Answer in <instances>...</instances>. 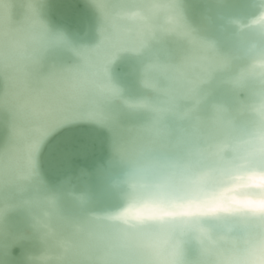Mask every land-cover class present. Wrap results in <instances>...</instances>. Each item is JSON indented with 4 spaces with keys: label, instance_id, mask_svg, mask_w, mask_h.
I'll list each match as a JSON object with an SVG mask.
<instances>
[{
    "label": "water",
    "instance_id": "obj_1",
    "mask_svg": "<svg viewBox=\"0 0 264 264\" xmlns=\"http://www.w3.org/2000/svg\"><path fill=\"white\" fill-rule=\"evenodd\" d=\"M1 1L7 6L11 30L25 29L35 21L43 34L34 50L27 47L22 59L27 94L79 68L80 55L100 44L101 17L92 0ZM180 7L192 34L214 43L220 55L233 54L237 43L253 46L262 30L251 21L262 13L264 0H181ZM194 51L187 40L175 35H158L138 52L116 51L104 66L105 78L118 95L98 100L99 113L94 116L87 114L86 107L56 116L33 151L37 179L0 181V264H32L29 258L48 248L36 223L44 207L42 195L55 194L65 215L80 211L77 198L84 201L87 213H116L126 204L123 181L131 162L153 157L182 161L185 150L207 143L204 139L214 131L210 120L216 109L234 112L247 102V90L233 88L226 73L211 71L189 98L176 99L162 119L134 105L162 104L165 95L160 90L169 80L155 66H181ZM9 66L18 65L0 61V156L18 144L12 127L14 122L22 123L13 98L18 88L9 78ZM117 146L122 158L115 153ZM95 247L91 252L97 253Z\"/></svg>",
    "mask_w": 264,
    "mask_h": 264
},
{
    "label": "clouds",
    "instance_id": "obj_2",
    "mask_svg": "<svg viewBox=\"0 0 264 264\" xmlns=\"http://www.w3.org/2000/svg\"><path fill=\"white\" fill-rule=\"evenodd\" d=\"M92 2L100 13L104 39L110 43L126 45L138 52L158 35H175L199 51L198 60L189 58L182 66L156 69L170 85L184 82L194 86L202 74L219 71L227 74V82L233 88L248 92L247 102L234 112L214 111L211 120L214 134L205 145L187 153L182 162L169 163L163 171H155L157 166L153 162H131L123 181L127 206L153 196L158 192L157 186L165 181L179 186L205 172L214 178L210 184L213 191L233 183L212 171L219 167L213 154L223 148L225 161L238 163L234 157L244 154L249 141L258 142L264 135V30L256 34L253 46L237 43L233 54L220 55L214 43L200 41L192 34L184 21L181 0ZM149 86L155 88V84ZM96 88L101 93L118 95L116 89L105 83H98ZM160 91L167 93L168 89ZM139 107L160 119L168 111L146 101ZM115 153L122 158L120 146ZM37 177L33 147L29 145L21 179L34 181ZM40 200L44 207L36 223L48 248L39 256L30 257L32 264H264V228L245 225L237 217H201L186 222V218H179L165 225L148 224L133 230L109 219L116 213L97 216L83 211L84 201L80 198H77L80 211L72 215L60 211L55 194H44ZM99 243L105 246L100 255L92 257L85 253L87 246Z\"/></svg>",
    "mask_w": 264,
    "mask_h": 264
},
{
    "label": "bare ground",
    "instance_id": "obj_3",
    "mask_svg": "<svg viewBox=\"0 0 264 264\" xmlns=\"http://www.w3.org/2000/svg\"><path fill=\"white\" fill-rule=\"evenodd\" d=\"M6 8L5 3L0 0V33H2L3 39V45L0 47V61L3 64L18 65L9 66L11 69L8 75L12 84L18 88L14 91L13 98L15 100L16 111L22 123L17 125L14 122L12 127L18 144H14L6 154L0 156V181L21 178L24 172V157L27 147L32 145L34 151L38 139L45 133L50 123L56 121L57 115H64L63 113L70 112L72 109L76 112L80 107H86L87 114L91 116L99 113L98 100L111 96L106 92L101 93L96 88L98 83H105L111 86L107 77L105 78V63L112 58L116 51L126 49L135 51L126 45L106 41L103 32L100 44L91 51L80 55L81 65L79 68L70 70L64 76L50 81L48 85L37 92L27 94L24 88L26 85L24 72L23 68H21L22 59L27 57V47L29 46L30 50H34L35 45L42 41L43 34L37 30L35 21L29 22L25 29L11 30L8 27ZM251 23L256 24L260 29L264 30V8L260 16L251 21ZM29 54H31L30 51ZM199 56L200 53L196 50L190 54L187 60L189 58L198 60ZM187 60H184L181 66ZM155 67L160 68L159 66ZM209 73L202 74L199 79H196L194 86H190L184 82L170 85L169 82L168 86L164 88L168 89V92L161 91L165 95V98L162 100V104L158 106L171 110L176 105V99L180 97L189 98V95H192L195 91L196 86L205 81ZM146 84L150 85L148 82ZM111 87L114 88L113 86ZM18 90H20L21 94L18 93ZM24 93L25 96L21 97ZM140 103L134 105L139 106ZM152 129L153 127L150 126L149 131H152ZM213 134L214 131L210 130L204 141L208 142ZM197 148L200 147L197 145L191 146L185 150L184 154L186 155ZM182 161L173 159L170 161L165 157L155 159L153 157L147 162H153L157 166L155 171H163L164 166L169 163H180ZM126 207L127 204L117 212L122 211ZM95 245H91L90 249L87 246L84 250L85 253L92 257L100 255L105 246L103 243ZM93 246L99 249L97 253L91 252Z\"/></svg>",
    "mask_w": 264,
    "mask_h": 264
},
{
    "label": "snow or ice",
    "instance_id": "obj_4",
    "mask_svg": "<svg viewBox=\"0 0 264 264\" xmlns=\"http://www.w3.org/2000/svg\"><path fill=\"white\" fill-rule=\"evenodd\" d=\"M248 145L242 156L234 157L238 163L225 161L223 148L213 154L219 167L212 171L225 181H234L229 186L213 191L210 184L214 178L209 172L179 186L165 181L157 186L156 194L130 203L109 219L133 230L148 224L165 225L179 218H186V222L201 217H237L245 225L264 228V135ZM248 168L251 170L241 171ZM238 192L244 194L237 195Z\"/></svg>",
    "mask_w": 264,
    "mask_h": 264
}]
</instances>
